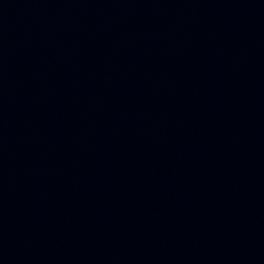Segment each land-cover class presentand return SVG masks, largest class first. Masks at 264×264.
I'll use <instances>...</instances> for the list:
<instances>
[{"label": "water", "instance_id": "95a60500", "mask_svg": "<svg viewBox=\"0 0 264 264\" xmlns=\"http://www.w3.org/2000/svg\"><path fill=\"white\" fill-rule=\"evenodd\" d=\"M0 264H264V0H0Z\"/></svg>", "mask_w": 264, "mask_h": 264}]
</instances>
